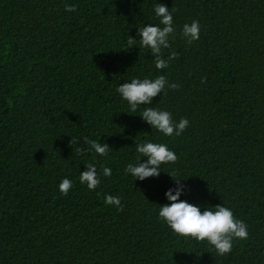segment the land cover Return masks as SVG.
Returning <instances> with one entry per match:
<instances>
[{
	"label": "trees",
	"instance_id": "1",
	"mask_svg": "<svg viewBox=\"0 0 264 264\" xmlns=\"http://www.w3.org/2000/svg\"><path fill=\"white\" fill-rule=\"evenodd\" d=\"M157 4L173 17L162 58L178 53L162 70L137 35L163 27ZM193 21L199 39L188 43ZM161 75L165 89L127 113L119 85ZM147 107L188 126L165 136L141 119ZM145 142L178 159L134 180L126 168ZM89 163L95 190L79 182ZM169 174L180 201L231 209L248 238L219 256L174 234L158 215L178 187ZM65 178L73 187L61 196ZM0 264H264V0H0Z\"/></svg>",
	"mask_w": 264,
	"mask_h": 264
},
{
	"label": "clouds",
	"instance_id": "2",
	"mask_svg": "<svg viewBox=\"0 0 264 264\" xmlns=\"http://www.w3.org/2000/svg\"><path fill=\"white\" fill-rule=\"evenodd\" d=\"M65 11L75 12L76 6L65 5ZM154 12L160 18L159 22L163 27L148 25L138 29L137 35L140 37L138 43L139 47L150 49L151 54L155 57L156 69L162 70L168 67L169 61L177 58L178 53L174 51L167 59L162 58V48L169 47L168 38L174 32L172 27L173 17L169 8L163 4H157ZM199 32L198 21H193L190 25L185 24L182 30V34L188 43L198 40ZM127 44L131 48L137 45V41L135 38L130 37ZM166 84L167 81L163 75L158 76L154 80L134 78L131 83L119 85L116 91L127 102L129 106V112L127 113L130 114L135 113L140 105H150L152 99L165 89ZM167 86L173 90L179 87L175 83ZM140 116L151 128L156 129L165 136H180L188 126L186 118H181L177 123L172 120L169 112L152 107L145 108ZM84 142L89 144L90 148L99 156H106L109 152L110 147L107 143H99L96 140H84ZM136 151L140 154V158L144 157L145 159L141 163L139 158L135 165L129 164L127 166L126 173L134 177V180H144L148 177L158 176L162 164H174L178 159L177 155L169 150L165 144L140 143L136 145ZM86 168V171L80 172L79 182L86 184L88 190H95L100 183L97 169L91 163L87 164ZM103 176H111V169L104 167ZM179 179L173 178L178 187L175 189V194H173L172 189L165 192L170 204L161 205L158 213L159 218L170 227L174 234L186 239H194L198 242L206 241L219 256H224L231 252L234 240L248 238L246 224L236 219L231 209L217 205L214 211L207 208L201 212L198 206L180 201L179 197L183 188L179 185ZM72 187L71 180L63 179L58 185L60 195L66 196ZM104 203L115 206L117 210L122 211L119 197L108 195L105 197Z\"/></svg>",
	"mask_w": 264,
	"mask_h": 264
}]
</instances>
